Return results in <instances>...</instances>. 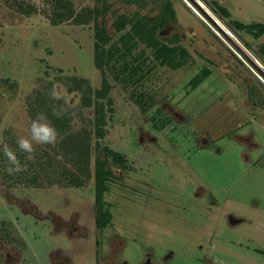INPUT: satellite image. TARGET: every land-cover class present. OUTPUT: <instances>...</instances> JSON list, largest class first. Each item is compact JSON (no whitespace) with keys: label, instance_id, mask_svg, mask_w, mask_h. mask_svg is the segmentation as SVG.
<instances>
[{"label":"rangeland","instance_id":"obj_1","mask_svg":"<svg viewBox=\"0 0 264 264\" xmlns=\"http://www.w3.org/2000/svg\"><path fill=\"white\" fill-rule=\"evenodd\" d=\"M25 1L38 11L25 16L0 0V147L16 150L25 169L21 177L11 172L0 152V228L7 232L0 246L22 248L18 264H104L92 247L96 151L90 178L72 188L58 180V146H37L29 155L15 143L37 114L33 98L48 94V85L64 90L71 131L91 121V108L80 106L65 77L99 87L92 25H51L43 0ZM72 1L75 8L94 4ZM171 3L176 22L165 35L179 37L186 61L155 66L137 86L111 81L114 110L100 143L122 152L128 168H113L120 182L107 193L112 217L97 243L121 247L118 264H140L147 252L156 264H264V108L248 98L249 86L264 92V76L243 55L264 70V33L254 39L235 30L216 9H227L230 21L264 24V0ZM39 157L41 165L27 162ZM33 171L38 178L27 184Z\"/></svg>","mask_w":264,"mask_h":264},{"label":"trees","instance_id":"obj_2","mask_svg":"<svg viewBox=\"0 0 264 264\" xmlns=\"http://www.w3.org/2000/svg\"><path fill=\"white\" fill-rule=\"evenodd\" d=\"M43 1L47 7L42 10L51 25H59L63 22L92 25L94 63L101 72L99 87H92L87 78L65 77V82L69 85L68 91L79 92L80 106L91 108L92 119L89 124L71 131L70 109L67 116L56 119L51 116V110L48 107L49 101L46 100L49 99L48 94L42 96L41 93H37L33 101L39 105L34 104L36 107L34 114L40 111L48 113L53 124L63 136V140L56 145L59 148L57 154L60 157L56 164L61 167L58 180L63 179L65 185L69 186L84 185L90 178L91 152L96 151L92 170L96 208L95 223L98 227H104L112 217L104 199L110 190V181L116 178L112 166L123 170L128 168L126 156L122 152L100 143L106 134V126L114 110L113 100L109 95L112 88L111 81L122 86L138 85L155 66L166 65L177 68L186 61L188 54L182 51L178 55L180 41L176 34L171 38L165 35V29L176 22L171 0H93V5L80 8H75L72 0ZM4 2L25 16H31L38 11L34 3L25 0H4ZM116 2L132 6L135 10L120 12L118 8L113 7ZM144 9L145 12L142 11ZM216 9L229 19L235 30L247 33L254 39H258L264 33V24L230 21V13L227 9L221 7ZM108 16L112 18L110 27L114 34L109 32ZM114 36H117L115 40H113ZM258 52L264 56V45H259ZM9 86L14 87L15 85ZM48 86L49 89L52 87V85ZM133 91L138 90L136 88ZM248 98L253 106L264 108V92L259 91L256 86L248 87ZM132 101L138 104L140 98H132ZM38 107H40L39 110H37ZM140 108L145 110L147 107L141 106ZM92 138H94L93 146ZM0 158H2L1 155ZM37 160L27 162L32 167L41 165L39 161L42 160L41 157ZM49 161L50 159L46 161L48 166ZM66 163L70 164L73 169L66 168L64 166ZM48 173L46 172L45 176ZM18 175L21 177L22 173ZM36 176L37 174L33 171L30 178H25L27 184L36 182L38 178ZM5 234L7 232L0 228V239L5 240L7 237Z\"/></svg>","mask_w":264,"mask_h":264},{"label":"clouds","instance_id":"obj_3","mask_svg":"<svg viewBox=\"0 0 264 264\" xmlns=\"http://www.w3.org/2000/svg\"><path fill=\"white\" fill-rule=\"evenodd\" d=\"M48 97L50 101L48 107L51 110V116L56 119L63 118L69 110L66 106L68 101L64 90L53 84L48 91ZM62 140L63 136L53 124L48 113L40 111L31 119L27 135H18L15 143L20 152L32 155L36 151L37 146L48 145L55 147ZM0 152L11 165V172L20 173L25 170L17 156L16 150L8 144L5 143L0 147Z\"/></svg>","mask_w":264,"mask_h":264},{"label":"flooded vegetation","instance_id":"obj_4","mask_svg":"<svg viewBox=\"0 0 264 264\" xmlns=\"http://www.w3.org/2000/svg\"><path fill=\"white\" fill-rule=\"evenodd\" d=\"M113 168H118L115 166H112ZM114 173V170H113ZM115 175V173H114ZM116 176V175H115ZM117 182H120V180H118V178L116 177L114 180L110 181L111 186H110V190L113 184H116ZM84 185H81L79 187L77 186H70L72 188H82ZM110 190L108 192V194L110 193ZM105 201H106V205L111 213L110 208H112V203H110L107 200V194L104 197ZM93 213H94V220H93V224H94V230L96 232V237L94 238V243L92 245V247H94V254L95 256H99L100 260H102L104 262V264H118L117 263V259H118V254L120 253L121 247H118L117 245H107L104 243H97V238L101 237L103 234L104 229H106L107 225L104 227H98L95 223V216H96V208H95V203L93 200ZM74 226H79L81 228V225L79 224H75ZM83 229V227H82ZM0 240H4L3 238H1ZM13 252H17L18 255L16 258H11L10 255H12ZM100 254V255H99ZM22 260V248L20 247H16L15 245H9V244H2L0 246V264H18L20 261ZM140 264H156L155 259L152 258L150 253H145L143 255V258L141 259Z\"/></svg>","mask_w":264,"mask_h":264},{"label":"water","instance_id":"obj_5","mask_svg":"<svg viewBox=\"0 0 264 264\" xmlns=\"http://www.w3.org/2000/svg\"><path fill=\"white\" fill-rule=\"evenodd\" d=\"M210 19V18H209ZM211 20V19H210ZM212 21V20H211ZM212 23H214L213 21H212ZM214 25H215V23H214ZM215 26H217V25H215ZM222 32H223V30H222ZM223 34L226 36V38H228L231 42H232V44L234 45V46H236V48L238 47L237 46V44H235V42H233L230 38H229V36L226 34V33H224L223 32ZM239 48V47H238ZM243 53V52H242ZM243 55L245 56V58L249 61V63L262 75V76H264V70H262L257 64H255V62L253 61V60H251V59H249V57H247V55L245 54V53H243Z\"/></svg>","mask_w":264,"mask_h":264}]
</instances>
